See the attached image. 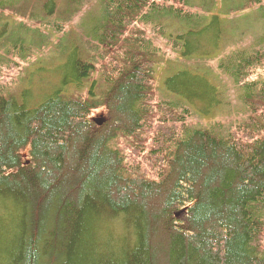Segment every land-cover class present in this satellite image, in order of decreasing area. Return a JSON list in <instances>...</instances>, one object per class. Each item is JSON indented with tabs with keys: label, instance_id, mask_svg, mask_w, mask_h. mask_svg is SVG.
Listing matches in <instances>:
<instances>
[{
	"label": "trees",
	"instance_id": "obj_1",
	"mask_svg": "<svg viewBox=\"0 0 264 264\" xmlns=\"http://www.w3.org/2000/svg\"><path fill=\"white\" fill-rule=\"evenodd\" d=\"M195 1L105 0L86 33L95 54L61 56L85 95L58 92L32 110L0 95V264H264V77L248 75L262 48L232 49L236 66L221 64L247 111L228 132L193 125L152 89L148 29L165 33L170 19L188 37L213 36L187 59L217 46L218 15L195 14ZM58 4L66 35L85 3ZM238 5L225 15L244 19L250 5L264 18V0ZM113 68L124 69L106 76Z\"/></svg>",
	"mask_w": 264,
	"mask_h": 264
},
{
	"label": "rangeland",
	"instance_id": "obj_2",
	"mask_svg": "<svg viewBox=\"0 0 264 264\" xmlns=\"http://www.w3.org/2000/svg\"><path fill=\"white\" fill-rule=\"evenodd\" d=\"M71 1L74 3L70 6L71 9L79 3V0ZM244 1L246 0L195 1V14L204 17L211 13L218 15L214 23L216 33L220 37L217 46H209L210 53L207 55L193 54L189 59L182 56V52L188 47H200L213 39L211 34L205 33L206 31L201 36L188 37L181 32L184 25L179 20L170 19L166 22L169 26L165 33L154 27L152 33L148 29L150 43L153 44L150 50L156 53V64L152 67V89H157L161 102L180 111L184 109L182 105H185L189 112L183 111L188 120L191 118L194 121L193 125L206 129V126L217 124L220 127L216 130L224 133L246 116L247 111L238 91L232 86V79L228 77L226 69L220 70L225 68L221 67V64L228 63L225 61V55L232 49L250 50V47H255L256 51L262 48L264 53V18L261 13L257 9L251 10V4L246 7L244 19L239 18L241 13L238 12L230 16L224 13L226 8H236ZM58 2L59 0L55 2L57 11L54 12L53 3L49 0H0V95L10 96L17 106H24L27 110L39 107L48 97L58 92L83 96L87 90L86 81L79 85L80 89L76 87L74 78L81 72L70 67L71 58L64 68L61 56L66 52L71 54L74 48L79 56L87 49L91 55L95 54V43L86 33L100 18L105 0H83L85 4L82 5V13L72 15V21L65 26L68 32L66 35L63 33V23L58 18ZM31 14H40V17L36 19ZM211 21L208 19L206 23L210 24ZM169 32L171 35H168ZM177 35L183 38L176 39L174 43L173 38ZM228 64V68L236 66L234 59ZM258 67L248 75L252 78H263L264 63L262 68L257 69ZM123 69H109L106 76L116 70L122 72ZM145 76L149 79L150 73ZM70 80L72 83H67ZM146 85L151 90L149 81ZM224 108H227L224 117H217ZM191 114L204 120L191 117ZM104 118L103 110L91 114L94 123L100 121L98 126L103 124L101 121ZM21 154L25 160L26 151ZM121 242L122 240H117V245L121 246Z\"/></svg>",
	"mask_w": 264,
	"mask_h": 264
},
{
	"label": "water",
	"instance_id": "obj_3",
	"mask_svg": "<svg viewBox=\"0 0 264 264\" xmlns=\"http://www.w3.org/2000/svg\"><path fill=\"white\" fill-rule=\"evenodd\" d=\"M100 122H98V124H99ZM181 213V212H180ZM180 213H177V214H179L180 215ZM176 216H178V215H176Z\"/></svg>",
	"mask_w": 264,
	"mask_h": 264
},
{
	"label": "bare ground",
	"instance_id": "obj_4",
	"mask_svg": "<svg viewBox=\"0 0 264 264\" xmlns=\"http://www.w3.org/2000/svg\"><path fill=\"white\" fill-rule=\"evenodd\" d=\"M7 26V25H6ZM227 113V112H226Z\"/></svg>",
	"mask_w": 264,
	"mask_h": 264
}]
</instances>
